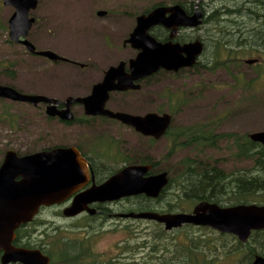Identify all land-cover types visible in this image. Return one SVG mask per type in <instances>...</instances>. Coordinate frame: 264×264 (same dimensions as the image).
<instances>
[{
  "label": "rangeland",
  "instance_id": "rangeland-1",
  "mask_svg": "<svg viewBox=\"0 0 264 264\" xmlns=\"http://www.w3.org/2000/svg\"><path fill=\"white\" fill-rule=\"evenodd\" d=\"M160 1L170 6L174 0H42L40 9L34 12L39 22L31 32V39L40 49H52L74 60L116 61L122 58L119 35L121 32L125 33L127 26L112 19L95 20V9L106 8L115 12L127 9L130 14L138 15L148 12L146 8ZM221 1L227 3L230 0H203L200 2L201 10L207 16L211 12V6H220ZM13 12L12 7L4 6L0 0V83L12 84L23 92H30L33 82L47 81L54 84L69 77L64 74L54 78V72L50 71L53 63L30 55L25 47L10 40L8 21ZM218 28L212 23H203L196 28L195 40L199 39L207 46L197 66L177 73L161 71L146 82L140 94L133 93L120 99L126 111L133 114L171 113V132L184 127L209 126L208 129L216 136V148H205L202 153L191 145L170 152V136L151 141L138 137L129 129L117 128L128 127L126 125L115 124L111 126L114 128L95 132V141L97 140L99 147H105V157L121 158L129 156L132 150H145L147 152L141 157L149 155L157 164L155 169L158 172H169L172 186L161 200L158 212L165 209L166 200L174 198L178 193L175 186L183 168L181 163L187 157H202L212 163L217 162L219 168L226 173H251L253 170L250 160L236 156L233 138L235 135L243 136L264 131V62L246 63L247 59L258 58V52H243L238 48L237 54L242 62H232L226 66L212 65L216 58L214 38ZM117 29L119 30L115 31ZM130 54L132 52L126 51L123 55ZM225 56L226 54L221 58ZM133 58L135 57L131 59ZM210 65L212 66L209 67ZM169 93L175 94L174 100H169ZM4 109L9 112L10 116L6 114L9 116L7 118L3 117ZM30 115L31 112L26 107L0 99V159L4 158L8 150L29 154L47 143L42 138L44 132L40 131L38 134L43 142L35 144L38 139L36 132L39 129L29 125ZM11 124L15 127H11ZM78 134L79 131L68 130L66 135L57 136L54 141L62 139L64 143L69 144L76 140ZM230 134L233 136L229 137ZM85 135L87 136V133ZM115 148L121 151V154L113 152ZM196 204L187 205L183 202L180 206L184 210L177 209L166 213L192 212ZM126 224L129 228L124 233L121 227L101 225L95 221V232L88 233L87 241V250L90 252H94L91 242L95 243V264H188L186 262L189 261L186 260L193 259L189 247H194L198 242L199 261L206 255L213 261L212 264H235L242 258V254H247L245 247L239 254H224V250L230 249V243L234 242L230 237L232 235H224L207 227L185 226L168 232L164 225L149 220H131ZM86 234L83 230L73 233L74 236ZM125 237H128L126 241ZM213 242L219 245L223 253L213 255L209 252L206 245L211 247ZM152 250L153 252H150ZM242 259L244 261L245 257Z\"/></svg>",
  "mask_w": 264,
  "mask_h": 264
},
{
  "label": "water",
  "instance_id": "water-1",
  "mask_svg": "<svg viewBox=\"0 0 264 264\" xmlns=\"http://www.w3.org/2000/svg\"><path fill=\"white\" fill-rule=\"evenodd\" d=\"M201 1H196L195 12L186 13L181 4L159 5L148 13L137 17V25L128 42L139 50L130 60V72L125 71V62L112 66L106 72L102 82L94 86L93 93L87 98L67 99V109L59 111L57 100L39 94L24 93L17 88L0 83V98L27 102L37 105L40 102L51 103L48 113L63 119L73 118L71 106L82 103L89 115H104L121 121L144 136L158 140L166 135L173 116L168 113L149 112L143 115L130 112L114 111L106 107L109 94L116 90L139 89L136 81L151 76L163 69L178 72L192 68L203 54L204 43L197 39L187 44L172 40L179 27L198 28L203 24L204 12ZM3 5L12 7L9 18V37L14 42H21L31 53H36L52 61L64 59L52 50H37L28 39L35 18L30 16L39 0H2ZM105 11H99L100 16ZM163 25L171 29L170 41L160 42L149 31ZM255 64L258 59L245 60ZM253 142L264 145V131L248 135ZM85 160L74 147H59L41 150L35 153L19 155L15 150L5 153L0 167V249L5 250V262L21 261L25 264H48L40 250L15 248L12 241L15 230L23 223L30 222L41 206L61 203L76 189L84 186L89 179L85 172ZM152 164H130L105 182L92 185L89 189L75 196L73 203L64 213L73 216L88 208L91 202L118 200L127 196L145 195L157 199L170 183L168 171L151 173ZM91 213L94 210H90ZM96 212V210H95ZM126 218L155 221L164 225L166 230H173L184 225L208 227L222 234L234 235L240 242H247L254 231L264 230V204L239 203L222 206L206 200L199 201L192 212L160 213L141 211L122 214ZM251 264H264V256L255 255Z\"/></svg>",
  "mask_w": 264,
  "mask_h": 264
},
{
  "label": "flooded vegetation",
  "instance_id": "flooded-vegetation-1",
  "mask_svg": "<svg viewBox=\"0 0 264 264\" xmlns=\"http://www.w3.org/2000/svg\"><path fill=\"white\" fill-rule=\"evenodd\" d=\"M42 0H39L37 7L31 11L30 16L35 18V22L30 30L28 39L33 42L37 50H50L47 48L40 49L31 39V32L33 28L39 22L37 16L34 14L39 10ZM181 4L185 9L186 13L192 15L195 12L196 0H175L169 5ZM168 6L167 3L163 4ZM153 9V8H152ZM151 9V10H152ZM202 9V6H201ZM149 10V11H151ZM99 11H105L104 16L99 15ZM148 11V12H149ZM146 12V13H148ZM143 14V13H142ZM141 15H133L125 9L123 12H115L108 9H95L93 16L95 20L100 19H112L123 26H127L125 33L122 32L119 35L120 45L119 48L122 58L116 61L107 60H95V59H72L70 56L61 55L64 59L52 61L46 57L40 56L36 53H30L34 57H39L53 63V68L50 70L53 73L54 78L60 77V75L68 74L67 78L61 79L60 82L52 84V82H33L32 90L30 92H24L29 94H39L47 96L49 98L58 101L55 106L59 111L67 109V99L73 98H87L91 96L94 90V86L97 83L103 81L106 72L112 66H117L120 62H125V71L130 72L129 63L132 57H136L139 50L132 47L128 39L131 33L134 31L137 25V17ZM134 25V26H132ZM121 29V28H120ZM119 29L115 30L118 31ZM194 27H179L175 38L172 40L175 43H180L182 45L194 42L195 37ZM171 29L166 28L163 25H158L149 31V33L154 36L160 42L170 41ZM17 43V42H16ZM17 44L26 48L21 42ZM27 50V49H26ZM52 50V49H51ZM53 51V50H52ZM129 52L132 54L124 56V52ZM123 53V54H122ZM104 62L105 64H101ZM190 69V68H185ZM184 68L181 69L185 70ZM165 71L163 69L159 70L155 74L142 78L136 83L140 85L139 89H128V90H116L109 94V99L107 101L106 107L114 111H126L124 105L120 103L121 98H125L133 93L140 94L149 79L154 78L156 75ZM178 71V72H180ZM167 72V71H166ZM177 73V72H169ZM51 78V77H50ZM69 78V79H68ZM54 85V86H53ZM21 91V90H20ZM23 92V91H22ZM11 101V100H9ZM20 107H26L30 112L31 124L33 127H37L39 131L36 132L37 138L36 143L41 141L40 131L44 132L42 138L47 142L40 145L38 150L31 151L29 153H35L41 150H52L59 147H74L79 152L82 158L85 160V172L89 175V179L84 184V186L76 189L67 199L61 203H55L49 206H41L39 212L34 216L33 220L27 223L21 224L15 230V237L12 241V245L15 248L26 249V250H40L41 254L45 256L48 260V264H95V243L91 242V248L94 252L87 250L88 245V233L95 232V221L101 223V225H111L114 227H121L126 233L129 228L126 223H130L131 220H139L134 218H126L121 216L122 214H127L130 212H141L145 210L137 209L131 205V200L137 196H127L120 198L118 200L104 201V202H91L88 204V210L85 209L73 216L65 215L64 211L70 207L76 195L89 189L94 184H101L105 182L109 177L118 173L124 167L132 164L131 156L125 155L121 158L118 157H105V147H99L97 140L95 141V132H101L103 130H108L112 125H125L121 121L104 116V115H89L86 113L85 106L78 102L73 103L71 106V112L73 118L70 120L63 119L58 115L52 116L48 113V108L51 103L40 102L37 105H33L27 102L11 101ZM173 116V115H172ZM173 124V121H172ZM171 124V126H172ZM127 126V125H126ZM126 128L133 131L138 137H145L152 141H158L153 137L144 136L140 132H137L132 127H117ZM79 131L76 140L72 143H64L62 139L60 141H54L57 136H64L67 131ZM87 133V136L85 135ZM104 135V134H103ZM73 136V135H72ZM75 136V135H74ZM166 136V135H165ZM164 137V136H163ZM40 141V142H39ZM124 142V141H123ZM100 150V151H99ZM115 153L121 154V151H117L115 148L113 150ZM131 151L129 152V154ZM28 154V153H25ZM19 154V155H25ZM123 154V153H122ZM126 154V153H125ZM140 155V154H139ZM142 156V155H140ZM136 160V164H141L142 158ZM144 159V158H143ZM3 159H0V167L3 163ZM145 162H147L145 160ZM158 172L153 169L151 173ZM141 196V195H139ZM90 210H94L93 213ZM96 210V212H95ZM164 213V212H160ZM166 213V212H165ZM80 220V221H79ZM155 222V221H154ZM114 224V225H113ZM161 226L163 224L159 223ZM200 227V226H199ZM165 228V227H164ZM211 229V228H210ZM87 232L83 236H74L73 233ZM168 232L174 230H166ZM128 237H125L126 241ZM5 254L4 249H0V264H25L21 261H10L5 262L3 256Z\"/></svg>",
  "mask_w": 264,
  "mask_h": 264
},
{
  "label": "trees",
  "instance_id": "trees-1",
  "mask_svg": "<svg viewBox=\"0 0 264 264\" xmlns=\"http://www.w3.org/2000/svg\"><path fill=\"white\" fill-rule=\"evenodd\" d=\"M164 3L160 1L146 9L149 11ZM220 3V6L213 4L211 6V12L207 16L204 12L205 17L203 23H212L219 27L216 29L217 32L214 38L216 58L212 65L226 66L232 62H242L243 60L237 54L239 51L238 48H241L243 52L253 50L258 52L259 57L256 58L258 59L257 63L264 62V0H230L227 3H224V1ZM206 47L204 44V51ZM224 54H226L225 58H221ZM200 64L202 63L200 62ZM8 85L17 88L15 85ZM168 96L169 100H174L175 98V94L169 93ZM160 111L162 110L160 109ZM4 113V118L10 116L7 109H4ZM11 127H15V125L11 124ZM208 128L209 126L207 125L203 126V128L191 126L172 132L170 128L167 132V135L172 139L170 152L191 145H194L201 152H204V149L208 147L216 148V136ZM232 136L233 134L229 135V137ZM233 139L236 145V156L252 162L253 170L251 173H226L223 169L219 168L217 162L212 163L207 159H202V157H187L181 163L183 168L181 169L178 183L175 186L178 193L176 196L174 195V198L171 197L170 200H166L167 205L160 212H174L177 209L184 210L180 206L181 203L184 202L188 205L189 203H198L202 200L215 202L223 206L239 203L264 204V145L251 141L248 135H235ZM146 152L145 150L137 152L132 150L130 153L132 162L136 163V160H139L137 156H143ZM202 153H198V155ZM141 158V163H151L153 164V168H156L157 164L149 155ZM171 183L172 180H170L168 187L157 199H152L145 195L133 197L131 200L132 206L145 211L158 212L159 204L162 202L161 200H163L166 191L172 186ZM230 237L234 239V242L230 243V249L224 250V254L228 256L234 253L239 254L243 247L246 248L247 253L240 256L242 258L245 257L244 261L241 258L235 264L241 262L251 264L255 255L259 254L264 256V230L254 231L245 243L240 242L233 235ZM192 243L194 242L192 241ZM199 244L198 242L194 244V247H189V252L191 257L193 256V259L186 260L189 261L186 263L212 264L213 261H210V257L206 255H203L201 261L197 259ZM206 246L213 255H218L219 252H222L220 251L221 248L219 245L214 242L211 243V247L208 244ZM220 246L222 247V245ZM150 252H153V250Z\"/></svg>",
  "mask_w": 264,
  "mask_h": 264
}]
</instances>
